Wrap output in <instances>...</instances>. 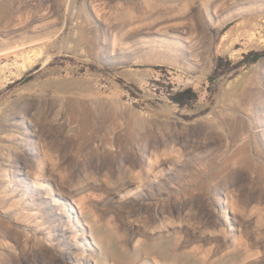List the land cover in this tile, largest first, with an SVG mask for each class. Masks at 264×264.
<instances>
[{
    "label": "rangeland",
    "instance_id": "obj_1",
    "mask_svg": "<svg viewBox=\"0 0 264 264\" xmlns=\"http://www.w3.org/2000/svg\"><path fill=\"white\" fill-rule=\"evenodd\" d=\"M198 1L0 0V116L4 110L18 112L0 133V161L9 159L13 144L23 139L17 128L23 121L19 111L30 108L25 118L42 130L32 167L49 155L52 162L48 163L55 168L54 175L64 179L63 186L71 180L78 188L68 204L77 214L76 202L87 205L129 250L144 242L145 235H140L138 227L129 230L128 223L143 227L150 218L145 209L129 217L120 211L119 216L115 207H119V196L133 188L124 185L133 180L131 168H138L126 152L141 147L146 132L160 137L150 147L155 159L176 158L182 152L179 145L167 141L171 131L182 134L184 145L211 142L182 158L168 180L185 198L184 223L189 227L201 226L202 209L211 207L216 194L226 188L238 194L264 189V155L257 156L251 135H239L243 121L250 125L254 120L255 132L264 129V0H216V7L209 6L207 11L197 9ZM21 42H26V49L43 50L26 70H21L22 60L11 53ZM250 52L261 55L254 59ZM185 88H191L196 97L182 105L174 102L171 95ZM256 118L260 123L256 124ZM185 122L191 126L182 127ZM103 147L121 151L122 159L102 157ZM103 159L100 175L105 182L113 181L111 192L103 186L79 184L86 177L93 181L88 173ZM234 176L236 183H232ZM1 177L0 198L5 205H0V218L10 212L12 228L35 232V243L49 244L53 232L48 235V225L39 226L41 215L36 205L31 206L32 198L20 188L9 191L13 183ZM52 188L55 193L54 184ZM157 199L154 194L146 202L153 204ZM17 209L36 214L22 221L12 215ZM252 218H244L241 232L232 230L236 240L231 235L226 241L221 236H194L179 242L178 251L189 252L202 264H213L234 251L243 252L242 244L248 240L245 264H264V220ZM73 224L66 235L72 242H81V236H76L78 226ZM205 225L207 229L214 226ZM172 236L184 238L183 233ZM7 245L10 250L0 242V264L4 258L13 264H50L12 240ZM68 264L77 263L69 259Z\"/></svg>",
    "mask_w": 264,
    "mask_h": 264
},
{
    "label": "bare ground",
    "instance_id": "obj_2",
    "mask_svg": "<svg viewBox=\"0 0 264 264\" xmlns=\"http://www.w3.org/2000/svg\"><path fill=\"white\" fill-rule=\"evenodd\" d=\"M159 1H164L165 3L167 1L174 2L176 0ZM215 1L216 0H199L198 3H195V6L199 10L205 7L207 11L209 6L216 7ZM83 8L81 15L84 13ZM25 44L26 42H21L11 51L16 59L19 57L22 60L19 64L21 70H26L27 67L34 64L39 56L43 54V50L41 48L36 49L33 48L34 46L30 47L32 45H28L30 48L26 49ZM28 109L30 108H24L23 111H19L20 115L23 114L22 117H20L23 121L19 122L17 128L21 129L19 132L24 134L22 135L23 139L13 144L14 146L11 148V155L9 159L0 161V177L3 176L9 178L7 180L13 183V188L9 191L13 192L20 188L23 194H28L32 198L31 206L36 205L38 212L41 215V222L39 223V226L42 227L43 225H48V227H46V230L48 229L47 234L49 235V233L53 232V239H50L49 244L45 241L35 243V232L30 233L29 231L25 232L23 229L17 230L12 228L10 222V212H7V218H0V242L1 246L5 249L7 248L10 250L7 245V240H12L15 246H24L23 248H28L35 258L46 260L50 262V264H68L69 259H74L77 264H82V262L90 264L91 259H94V264H152V262L153 264H200L202 261L192 256V254L190 255L189 252L178 251L179 242L184 243L189 237L194 236L198 238L206 236L207 239L221 236V239L226 241L227 237L231 235L233 240V235L235 234H232V230L240 231L243 226L244 218L247 220V216L253 218L261 217L264 220V189L249 190L246 193L240 191L238 194L234 193L235 189L226 188L222 194H216L210 202L211 207H204L202 209L203 212L201 211V217L199 215L198 218V223H200L201 226L189 227L190 224L186 225L184 220L185 222H187V220L184 219L183 212L187 203L185 198L180 195V189L173 188L168 180L170 176H173L177 171L175 168L176 164L182 161V158L188 157L187 154H194V151L197 149L205 148L211 142L208 141L204 143H193V145H184L182 144L183 142H181L182 134L171 131L166 134L167 141L179 145L182 152H180V154L178 153L179 155H176V158L173 157L172 159L167 160L155 159L154 155L150 153V147L156 143V140L160 137L158 138V136L156 137L152 134L147 135L148 132H146L145 141L142 146L140 147L138 145L134 150H132V147L131 151L129 149V152H126V156L130 158L133 165H136L138 168H131L130 173L133 174V180L125 181L124 185H126V187L133 185V188L127 189L124 195L125 198L121 195L119 196L121 198L119 201V207H115V210L118 211L117 215L119 216L121 214L120 211L125 212L127 217H129L131 212L134 214H140L145 212V209L146 212H148V218H150V220H148L143 227L127 221L129 222V230H132V228L134 229V227H138L141 230L140 235H145V240L143 239L144 242L139 241L138 245L135 244L133 249L130 248L129 250L126 243L121 244L119 241V244V242H117L115 232L110 227H103L101 225L100 221L102 219L100 220L99 218H96L95 214L88 210L87 205L82 204L80 201L76 202L78 205L77 210L79 211V214H77L74 207L70 203L68 204V198L70 196L73 197V192L78 188L74 187L71 180L66 182V186L65 184L63 186L61 181L64 179L59 180L58 175H54V172H56L54 171L55 168H52V166L48 163V160L51 159L49 155L48 160L40 158L38 164H35L37 167H32V161L35 159L34 155L39 154L36 144H40L39 142L42 130L39 125L32 124L31 120H28L27 117L25 118ZM16 117H18L17 111L4 110L2 116H0V133L4 131L5 124H9L10 126L11 120H14ZM249 122L250 125L247 121H243V125H241L242 132L239 135L242 136L243 134H246L247 137L251 135L254 140L253 149L255 150L257 156L263 157L264 129H261L259 132H255L253 130L255 127H252L251 125L254 120ZM258 123H260V121L256 118V124ZM188 126H191L190 123L185 122L182 127L187 128ZM258 136H260V140L259 138L258 140L256 139ZM161 138L163 137L161 136ZM247 140H250V138H247ZM120 152H114L111 151L110 148L108 149L107 147H103V154H101L102 157L111 156L110 158L117 160L122 159L123 157L122 152ZM53 158L54 157H52V160ZM100 162V165L96 163L93 168L94 170L88 173L91 176L89 178H93V181L90 183L88 177H86L85 179H81L79 184L86 182V186L89 184H92V186H103L108 189V192H111L112 189L109 184H112L113 181H109L110 179L107 178L108 182H105V179L101 178L102 176L100 173L103 165H105V160L103 159ZM243 165L248 167L247 160L243 161ZM153 166L155 168H153ZM152 174L153 176L150 178L149 176ZM238 178L240 180L241 177L238 175ZM237 180V177L235 178L234 176L232 183H236ZM43 181L48 182V187H44L45 185L43 184ZM52 184L55 186V193H53L54 188H52ZM144 189H147V191ZM151 189H153V191H150ZM154 194L158 195L156 202L153 204L151 202H146V199L150 200V197L152 198ZM110 198L111 200L113 199V197ZM250 203H253L254 205L250 207ZM0 205L2 207L5 205L1 198ZM111 205L114 207L113 203ZM54 209H56L57 212L53 214L52 211ZM230 212L231 215L229 217ZM62 213L63 215H61ZM14 214L16 215L14 216L15 218L25 221L27 218L26 216H34L36 213L32 212L29 213V215H26L24 212L21 210L18 211L17 209L16 212L12 213V215ZM65 215L67 216V219L64 220L62 218ZM72 222H74L73 225L78 226L76 229V236H81V242L76 240L72 242L70 241L71 238L69 239L68 235H66L68 228H71ZM206 223H213L214 226L207 229V226L205 225ZM217 225L220 226V230L216 228ZM37 228L39 227L37 226ZM204 229L207 230L204 231ZM22 232L27 235L25 239L22 238ZM78 232L80 233L78 234ZM174 233H183L184 238H181L183 241H180L181 239L178 240L177 238H172ZM161 235L163 236V240H161L162 237L158 239ZM88 236L91 240H93V244L88 242L86 239ZM235 237L234 239L236 240ZM238 238L240 237H237V240ZM245 243V245L242 244V247L245 248L243 252L234 251L232 255L229 254L226 259L213 264H245V252L247 253L248 251L249 241L246 240ZM96 246L97 249L99 247V250L93 249ZM86 251L89 252L86 254ZM1 261L3 262L1 264H13L11 259L8 261L4 258Z\"/></svg>",
    "mask_w": 264,
    "mask_h": 264
},
{
    "label": "trees",
    "instance_id": "obj_3",
    "mask_svg": "<svg viewBox=\"0 0 264 264\" xmlns=\"http://www.w3.org/2000/svg\"><path fill=\"white\" fill-rule=\"evenodd\" d=\"M254 59L258 58L261 53L260 52H250ZM196 97L195 92L191 88H185L180 91H177L173 95H171V99L174 102L179 103L180 105L184 104L186 101L191 100Z\"/></svg>",
    "mask_w": 264,
    "mask_h": 264
}]
</instances>
